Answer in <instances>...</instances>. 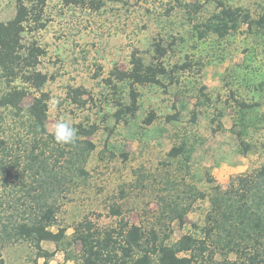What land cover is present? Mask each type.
<instances>
[{"label":"rangeland","instance_id":"rangeland-1","mask_svg":"<svg viewBox=\"0 0 264 264\" xmlns=\"http://www.w3.org/2000/svg\"><path fill=\"white\" fill-rule=\"evenodd\" d=\"M194 3L201 9L191 21L177 5ZM228 3L249 9L256 19L264 11V0ZM213 10V0L109 1L99 10L89 1L46 0L44 28L25 35L26 42L34 40L45 50L38 69L49 77L46 129L52 132L60 117L96 127L88 137L94 145L88 176L57 200L53 232L65 228L70 237L83 220L101 229L123 220L155 228L170 243L183 235L202 238L209 203L191 193L225 189L233 177L264 165V29L242 26L222 39L212 33L200 39L193 27ZM14 12L15 0H0V21ZM157 45L165 52L159 59L166 71L161 84L105 82L114 68L130 69L132 53L156 63ZM68 87L86 90L84 107L69 102ZM131 90L138 95L135 115L116 116L130 104ZM30 102L28 97L23 105ZM239 103L252 108L239 112ZM241 141L249 147L246 154ZM180 145L188 158L181 163L167 157ZM162 199L193 201L183 226H167L159 214ZM42 249L53 255L49 264H79L77 243L44 242ZM2 253L5 264L43 263L28 244L9 245Z\"/></svg>","mask_w":264,"mask_h":264},{"label":"trees","instance_id":"trees-1","mask_svg":"<svg viewBox=\"0 0 264 264\" xmlns=\"http://www.w3.org/2000/svg\"><path fill=\"white\" fill-rule=\"evenodd\" d=\"M84 1L99 10L106 2L122 0H70ZM228 1L213 0L214 10L194 25L200 39L209 33L222 39L242 26L248 31L264 29V11L256 19L249 9ZM45 3L46 0H15L14 16L0 21V264H5L2 250L15 244L30 245L37 259L49 264L53 255L42 249L44 242L57 246L77 243L79 264H264V165L233 177L225 189L212 187L208 195L191 189L194 198H207L209 203L202 238L183 235L170 243L169 236L161 237L155 228L146 230L123 220L105 229L83 220L73 227L70 237L65 228L51 230L57 222V200L88 176L85 166L94 150L88 137L96 127L72 125L77 130V141L70 146L55 143L52 132L46 129L50 98L44 87L49 77L38 69L45 50L34 40L25 41L26 34L44 28ZM177 6L191 15V21L201 9L198 3ZM156 52L154 64H146L132 53L130 69L114 68L105 82L161 84L166 71L159 59L165 52L158 45ZM86 94L82 87H68L66 98L84 107ZM137 96L131 90L130 104L120 108L116 116L133 117L138 108ZM28 97L31 102L25 107ZM238 108L239 112H248L252 107L239 103ZM150 117L147 124L154 115ZM218 127L222 128L220 122ZM240 144L241 152L246 154L248 145L243 141ZM167 157L181 163L187 158L184 146L173 147ZM192 202L184 205L162 199L159 214L167 226H183ZM111 212L119 215L118 208L112 207ZM230 255L235 259L231 260Z\"/></svg>","mask_w":264,"mask_h":264},{"label":"clouds","instance_id":"clouds-1","mask_svg":"<svg viewBox=\"0 0 264 264\" xmlns=\"http://www.w3.org/2000/svg\"><path fill=\"white\" fill-rule=\"evenodd\" d=\"M51 134L54 142L61 146L74 145L77 141V130L63 117L56 121Z\"/></svg>","mask_w":264,"mask_h":264}]
</instances>
